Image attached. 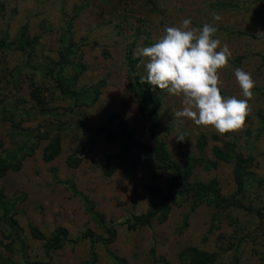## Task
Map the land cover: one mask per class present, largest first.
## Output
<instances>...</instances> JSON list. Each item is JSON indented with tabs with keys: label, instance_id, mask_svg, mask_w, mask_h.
Listing matches in <instances>:
<instances>
[{
	"label": "rangeland",
	"instance_id": "obj_1",
	"mask_svg": "<svg viewBox=\"0 0 264 264\" xmlns=\"http://www.w3.org/2000/svg\"><path fill=\"white\" fill-rule=\"evenodd\" d=\"M5 2V20L14 31L20 24L27 22L33 34L42 31L41 21H47L40 40V49L36 63L43 57L55 58L58 49V35L63 14L72 15L74 5H83L75 22V38L85 37L87 44L83 47L86 71L80 77V84H88L104 79L105 86L96 104L86 110L89 124L92 127L104 124L102 109L109 105L112 111L119 113L128 122L133 134L146 140L147 135L143 122L135 110V102L125 90L123 66V48L132 40V31L125 27L120 34L113 29L116 25L114 14L132 10L133 14L143 20V31L136 41L134 56L138 47L151 46L165 34L166 27L179 26L183 19L190 18L192 26L202 27L205 23L217 27L216 38L221 46L227 44L232 57L229 65L219 70L221 94L225 97L243 98L234 71L241 68L252 74L256 82L255 96L250 103V123L233 138L243 153H247L244 132L250 130L253 137L258 128L254 112L260 110L264 115V25L258 21L261 9L259 2L252 0H153L155 10L150 8L147 0H2ZM225 2L232 5L224 9L211 8L214 2ZM220 17L219 21L213 15ZM46 25V24H45ZM147 35L148 44L142 39ZM97 44L108 46L110 57L103 59L96 52ZM137 65L139 75L146 77L143 58ZM21 56L17 52L0 51V107L7 105L14 116L0 117V139L5 148L13 146L7 132L13 122L22 132L34 131L37 128L47 130L55 124L53 118L36 112L27 97L28 77L41 86L48 99V105L66 123L67 130L62 133V149L51 163L41 160V150L46 144L40 142L33 156L23 161L19 171L10 173L0 179L4 193L16 202L15 218L24 230V239L29 261L41 264H80L87 256V241L65 243L59 249L46 256L42 242L27 237V224L35 225L44 236L58 226L64 227L70 239L74 240L85 228L96 234L102 230L97 227L83 212L81 200L74 196L65 186L71 181L76 190L89 197L95 209L102 213L105 222L115 228L116 236L107 250L122 258L124 264H180L178 252L193 246L214 253L213 264H260L259 258L264 252V220L247 215L238 209L214 210L205 203L191 208V199L178 196L173 192L169 197V212L166 219L159 223L152 221L149 226L128 230L125 219L130 214L145 212L150 204L146 198L147 173L139 169L133 178L126 177V169L116 165L114 173L104 177L95 162L104 154L117 152L121 145L115 140H107L104 132L96 135H82L77 129L78 117L67 115V101H62L56 93H51L48 80L39 77L34 71L22 69ZM33 72V74H31ZM15 79V83L12 81ZM16 106L17 109L13 108ZM182 110L181 98L164 92L159 109V125L156 137L166 146L171 160L182 163L189 156H197L195 147L199 135L209 137L220 134L214 130H204L185 118H175L173 113ZM165 128H168L166 130ZM25 131V132H24ZM183 136V141L178 137ZM252 139V138H250ZM218 142L208 140L201 154L210 158L209 147ZM253 152L256 155L254 172L260 181H247L242 202L249 204L264 213V130L255 140ZM79 152L81 160L77 167L70 169L64 160L72 152ZM56 171L52 173V169ZM218 182L221 193L228 196L234 186L231 178V165L220 163L215 170L205 171L199 167L192 171L191 179L205 182L210 178ZM166 177L158 178L163 188ZM227 217L233 219L231 223ZM0 241L5 242L0 228ZM95 264H114L102 245L95 244ZM153 251L154 260L150 256ZM0 254L6 255L0 247ZM10 257L21 261L19 247L10 253Z\"/></svg>",
	"mask_w": 264,
	"mask_h": 264
},
{
	"label": "trees",
	"instance_id": "obj_2",
	"mask_svg": "<svg viewBox=\"0 0 264 264\" xmlns=\"http://www.w3.org/2000/svg\"><path fill=\"white\" fill-rule=\"evenodd\" d=\"M105 2L108 0H104ZM259 2L261 9L258 13V21L264 25V0H252ZM152 10H155L153 0H147ZM5 2L0 0V51L17 52L21 56L22 69L34 71L39 77L48 80L51 84V93H56L62 101H67L69 106L65 108L67 115H76L78 117L77 129L82 135H96L104 132L107 140H115L121 148L113 154H104L96 162L95 167L99 168L104 177L111 176L115 171L116 165H122L126 169V177L133 178L139 169L147 173L146 176V198L150 207L143 213L130 214L125 219V225L128 230L138 229L149 226L152 221L163 222L169 212L170 200L164 190L173 192L178 196H185L191 199V208L205 203L214 210L238 209L247 215L256 217L259 221L264 220V213L259 209L242 202L245 194V187L248 180L260 181L254 172L256 166V155L253 152L255 140L264 130V115L260 110L254 112V118L258 122V128L252 137L249 129L246 128L244 136L246 137L247 153H243L240 146L234 138L227 139L225 134L218 140L217 134L209 137L199 135L195 141L197 156H189L182 163L171 160L165 143L156 137V129L159 125V109L164 92L159 89L153 90L152 86L145 83L141 84L139 75L136 71L137 65L141 59L134 56L133 50L136 41L139 39L142 27V18L133 14L132 10L123 11L121 14H114L113 29L120 34L127 27L132 31V40L126 42L123 48V66L125 75V90L135 102V110L143 122L147 139L137 138L128 122L119 113L112 111L107 104L103 107L102 113L105 117L104 124L92 127L89 124L86 110L96 104L101 95V89L105 86L104 79L97 80L88 84H80V77L86 71L84 62L83 47L87 44L85 37L75 38V22L81 13L83 5H74L72 15L63 14V20L58 35V49L55 58L52 60L43 57L39 64L35 62L38 58L40 49V40L47 21H41L39 27L42 31L33 34L29 29V24L24 22L14 31H11L10 24L5 20L6 7ZM232 7L225 2H214L210 4L211 8L224 9ZM46 24V25H45ZM143 44H148L147 35L142 39ZM102 49L100 56L103 59L110 57L108 46L97 44ZM33 74V72L31 73ZM27 97L32 103L37 113L53 118L55 124L47 130L37 128L34 131L23 133L21 128L13 123L7 132L8 137L13 141V146L5 148L0 139V179L10 173L20 170L23 161L33 156L38 149L40 142L46 144L41 150V160L45 163H51L60 154L62 149V133L67 130L66 123L60 119L65 115H59L54 108L48 105L47 96L39 84L28 77ZM15 83V79L12 84ZM13 108L17 109L16 106ZM6 116H14L10 113V107L4 104L0 107V117L6 120ZM251 117L246 118L245 124H249ZM168 130V128H165ZM252 138V139H250ZM208 140L218 142L209 147L210 158H205L201 154L207 146ZM79 152L74 151L66 157L64 164L67 168L73 169L78 166L81 157ZM220 163L231 165V178L234 190L228 196H224L219 188L217 180L213 177L202 182L191 179L192 171L199 167L205 171L215 170ZM56 169H52V173ZM165 176L166 181L162 188L158 183V178ZM65 186L83 204V212L88 218L102 230L101 234L94 233L91 229L85 228L74 239H70L68 232L64 227H56L48 237L33 224H27V237L42 242L43 250L46 256L59 249L65 243L77 241H87L89 244L86 258L80 264H95L96 254L93 250L95 244L102 245L114 264H124V260L112 254L107 250V246L112 243L116 236L115 228L105 222L102 213L95 209L92 200L86 195L78 192L71 181L65 182ZM16 202L10 199L4 193V188L0 187V228L2 229L3 239L0 241V247L6 255L0 254V264H41L39 261H29L27 257L24 230L15 218ZM232 223L233 219L227 217ZM19 247L21 261L17 262L10 257V253ZM150 256L154 260L153 251L150 250ZM216 255L193 246L182 248L177 259L180 264H213ZM260 264H264V252L259 258Z\"/></svg>",
	"mask_w": 264,
	"mask_h": 264
},
{
	"label": "clouds",
	"instance_id": "obj_3",
	"mask_svg": "<svg viewBox=\"0 0 264 264\" xmlns=\"http://www.w3.org/2000/svg\"><path fill=\"white\" fill-rule=\"evenodd\" d=\"M213 19L219 21L220 17L214 14ZM164 31L157 42L138 47L135 53L143 58L147 73L139 82L181 98L182 110L173 113L175 118H185L222 136L243 130L251 114L249 102L254 99L256 82L250 72L236 68L234 75L243 98L222 96L218 72L229 65L232 52L216 38L217 27L209 23L195 27L185 18L179 26Z\"/></svg>",
	"mask_w": 264,
	"mask_h": 264
}]
</instances>
